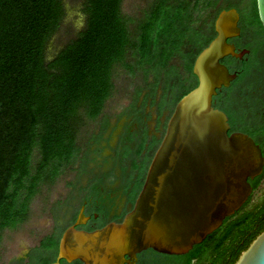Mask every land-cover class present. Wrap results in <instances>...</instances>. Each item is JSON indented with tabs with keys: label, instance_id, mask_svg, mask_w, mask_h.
Listing matches in <instances>:
<instances>
[{
	"label": "trees",
	"instance_id": "16d2710c",
	"mask_svg": "<svg viewBox=\"0 0 264 264\" xmlns=\"http://www.w3.org/2000/svg\"><path fill=\"white\" fill-rule=\"evenodd\" d=\"M122 2L84 0L81 12L85 26L48 60V45L66 16L63 0H0V245L5 230H15L27 222L30 203L41 189L52 187L61 174L73 171L80 161L79 136L101 115L111 98L117 66H127L131 74L137 67L144 81L152 77L154 89L162 82L164 90L170 92L171 110L197 86L193 63L215 37L213 25L221 9L206 25L197 27L188 1L153 0L131 32L130 20L122 14ZM230 8L236 7L230 5L225 10ZM246 26L254 32L257 44L243 63L230 57L220 61L240 73L214 107L227 115L229 133L250 136L264 157V117L260 121L246 119L243 111L233 108L232 100L235 86L252 74L257 51L264 49L255 0L249 6ZM127 57L134 60L135 68L126 63ZM174 78L176 84H172ZM164 99L163 95L159 116L166 105ZM146 141L143 130L137 140L129 141L133 145H128L123 154L131 161L129 171L122 169L120 174L137 175L136 191L151 161L143 154ZM159 144L150 141L151 147ZM80 166L78 177L85 172L84 164ZM263 177L264 172L249 181L253 191ZM249 201L187 255L171 257L174 264H192L207 251L215 257L211 264H235L264 230V207L256 214L243 212ZM60 209L59 205L55 211ZM243 228L231 243L233 234ZM41 248L53 250L56 243L45 240Z\"/></svg>",
	"mask_w": 264,
	"mask_h": 264
},
{
	"label": "water",
	"instance_id": "95a60500",
	"mask_svg": "<svg viewBox=\"0 0 264 264\" xmlns=\"http://www.w3.org/2000/svg\"><path fill=\"white\" fill-rule=\"evenodd\" d=\"M255 4L264 31V0ZM238 23L235 8L218 13L215 37L193 63L197 86L175 105L133 209L121 223L98 230L67 228L51 264H135L147 250L184 256L247 203L253 194L249 181L264 170L261 148L245 133H229L227 115L213 104L238 77L220 61L249 53L229 43L240 36ZM235 264H264V230Z\"/></svg>",
	"mask_w": 264,
	"mask_h": 264
},
{
	"label": "rangeland",
	"instance_id": "374dc122",
	"mask_svg": "<svg viewBox=\"0 0 264 264\" xmlns=\"http://www.w3.org/2000/svg\"><path fill=\"white\" fill-rule=\"evenodd\" d=\"M153 0H123L122 14L129 18L128 27L132 32L144 18ZM190 4L192 21L197 27H203L219 10H225L233 5L238 8L241 19L246 23L249 6L252 0H186ZM84 0H63L66 11L65 19L51 39L47 49V59L50 60L58 50L73 39L83 27L79 20L85 19L81 9ZM231 9V8H230ZM228 10V9H227ZM82 27V28H81ZM245 32L243 42H249L251 34ZM257 44L255 37L250 42L251 48ZM259 63L252 74L237 84L232 94L233 108L243 111L246 119L260 121L264 117V50L257 54ZM177 62V59L175 60ZM126 63L134 65V60L127 57ZM127 69V66L125 67ZM122 66L115 68L113 83L114 90L111 98L106 102L101 115L81 132L78 144L82 148L79 162L73 171L66 170L50 188H42L30 203L29 219L15 230H5L0 245V264H28L31 256L42 251L40 242L51 233L55 227L64 228L82 200L83 191L88 178L99 176L109 171L112 175L120 174L122 169L129 171L130 161L125 157V148L131 144V139L137 140L142 131L147 135L143 154L153 157L157 147H151L152 139L161 141L165 128L173 110L169 108L170 92L164 90L161 84L154 89L153 79L143 80L141 71L136 67L133 74ZM182 72V71H181ZM185 76V75H183ZM173 79L172 84H176ZM165 96L166 105L162 114L158 115V105ZM154 100V103H152ZM133 144H131L132 146ZM35 157V155H34ZM36 157L33 160L35 166ZM84 164L85 172L78 177L77 169ZM62 202H65L63 205ZM61 206L59 211L55 208ZM264 207V177L260 185L253 192L249 203L243 212L256 214ZM240 229L233 234L232 241H236ZM39 249V250H38ZM36 255L35 258H37ZM211 251L192 264H211L214 260ZM142 259L146 264H174V259L168 256L145 253ZM34 264V262L32 261Z\"/></svg>",
	"mask_w": 264,
	"mask_h": 264
},
{
	"label": "flooded vegetation",
	"instance_id": "af4514ba",
	"mask_svg": "<svg viewBox=\"0 0 264 264\" xmlns=\"http://www.w3.org/2000/svg\"><path fill=\"white\" fill-rule=\"evenodd\" d=\"M235 9L239 13L238 27L240 29V36L230 40L229 43L233 44L235 48L239 51L241 50L249 51L248 54L244 55L242 60H237L238 63L239 62L243 63L244 61H247L251 55V49L249 48L250 47L249 44L251 40L255 37V34L252 31V29L247 28L246 23L242 21L238 8ZM244 28L246 29L245 31ZM213 29H214V25H213ZM245 32H248L247 34L249 33L251 34L249 42H243L245 38ZM263 50L264 49L258 50L257 54L259 52H262ZM257 58L258 56L256 55V65L251 69V71H253V69L259 64L257 63ZM229 71L231 73H237L239 76L240 73L238 72L239 70L229 69ZM250 75H248L247 78ZM236 80L233 83H231L229 88H231L234 85ZM229 88L222 89L221 91H219L216 97H214L213 99V104L215 103L216 100L219 101L223 100L224 97L226 96V90H228ZM136 181H137V175L129 176V175L116 174V175H99V176L97 175L92 177L90 176L84 187L86 189L83 191L84 195L82 197V200L79 202L78 206L73 211L68 224L62 229L58 227L53 228L51 233L46 235L44 239L41 240V242L39 243L40 244L39 249L42 251V253L39 251L36 252L37 253L36 255H38V257L35 258V260H33V258L36 255L31 256V260H29L28 264H33L32 261L34 262V264H37V261L41 262V261L51 260L49 264L56 262L58 257V245L60 238L63 232L69 227L73 226L76 230L91 232L94 230L101 229L107 224L112 222L121 223L125 215L128 214L133 209L137 196L140 192V190L136 191L135 189ZM62 204L64 205L65 202H62ZM62 204L60 205V207L63 206ZM81 212H82V216L80 215ZM45 240H51L55 242L56 248L53 250H44L43 248H41V243ZM148 252H151L156 255L166 256V255L158 254L152 250H147L137 254L135 264H146L145 260L142 259V257L144 256L145 253ZM168 257H174V256H168ZM59 264H80V262L73 261L71 263H66L63 260H59Z\"/></svg>",
	"mask_w": 264,
	"mask_h": 264
},
{
	"label": "crops",
	"instance_id": "0c3cea01",
	"mask_svg": "<svg viewBox=\"0 0 264 264\" xmlns=\"http://www.w3.org/2000/svg\"><path fill=\"white\" fill-rule=\"evenodd\" d=\"M82 14H83V13H82ZM84 18H85V17H84ZM79 22H80V23H83V24H81L82 27L85 26V19L83 20V22H81V20H79ZM82 27H81V28H82ZM81 30H82V29H81ZM81 30H80V31H81Z\"/></svg>",
	"mask_w": 264,
	"mask_h": 264
}]
</instances>
